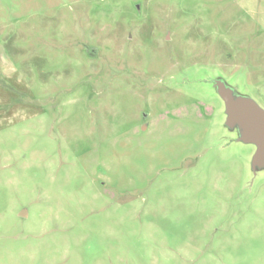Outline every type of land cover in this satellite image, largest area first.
I'll list each match as a JSON object with an SVG mask.
<instances>
[{"label":"rangeland","instance_id":"1","mask_svg":"<svg viewBox=\"0 0 264 264\" xmlns=\"http://www.w3.org/2000/svg\"><path fill=\"white\" fill-rule=\"evenodd\" d=\"M244 105L264 0H0V264H264Z\"/></svg>","mask_w":264,"mask_h":264},{"label":"water","instance_id":"2","mask_svg":"<svg viewBox=\"0 0 264 264\" xmlns=\"http://www.w3.org/2000/svg\"><path fill=\"white\" fill-rule=\"evenodd\" d=\"M236 113L243 118L249 135H253L258 141L257 157L264 160V112L244 105Z\"/></svg>","mask_w":264,"mask_h":264},{"label":"flooded vegetation","instance_id":"3","mask_svg":"<svg viewBox=\"0 0 264 264\" xmlns=\"http://www.w3.org/2000/svg\"><path fill=\"white\" fill-rule=\"evenodd\" d=\"M86 52L89 53V54H91L90 53L91 51H90V48L89 47H86Z\"/></svg>","mask_w":264,"mask_h":264}]
</instances>
